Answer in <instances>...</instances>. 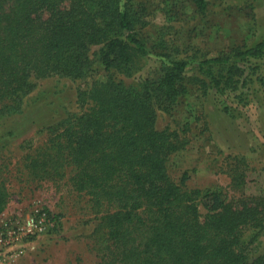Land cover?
I'll return each mask as SVG.
<instances>
[{
  "label": "trees",
  "instance_id": "16d2710c",
  "mask_svg": "<svg viewBox=\"0 0 264 264\" xmlns=\"http://www.w3.org/2000/svg\"><path fill=\"white\" fill-rule=\"evenodd\" d=\"M192 1L198 10L206 6ZM134 8L132 0H0V106L17 109L34 78L89 76L95 45L110 73L79 92L86 107L61 116L45 141L29 146L24 171L35 180L66 178L79 208L92 215L93 264H264V250L251 253L244 238L246 230L264 228V193L228 199L174 182L167 160L185 142L157 127L155 107L193 63L210 89L237 91L247 81L246 67L255 68L244 65L264 57V40L194 62L160 52L157 84H127L110 70L149 53ZM258 79L264 85V76ZM9 195L0 180V213ZM41 210L50 220L62 217Z\"/></svg>",
  "mask_w": 264,
  "mask_h": 264
},
{
  "label": "rangeland",
  "instance_id": "374dc122",
  "mask_svg": "<svg viewBox=\"0 0 264 264\" xmlns=\"http://www.w3.org/2000/svg\"><path fill=\"white\" fill-rule=\"evenodd\" d=\"M132 1L139 20L137 34L149 53L134 55L124 69L110 70L116 81L148 79L157 84L163 74L160 52L194 62L264 40V0H205L203 10L192 0ZM91 52L89 76L34 78L35 87L17 109L0 106V180L10 194L0 216L20 218L35 207L62 213L10 264H93L95 260L89 249L92 215L79 208L66 178L35 180L22 164L29 146L45 141L61 116L80 112L82 104L86 107L79 92L91 80L109 79L101 62V45ZM193 64L171 95L155 99L157 127L176 131L185 142L167 160L169 176L184 189L221 191L228 199L264 193V85L258 79L264 76V57L247 62L245 67L255 68L246 67L245 85L225 93L210 89ZM183 175L186 179L181 182ZM244 238L251 253L264 250V228L246 230Z\"/></svg>",
  "mask_w": 264,
  "mask_h": 264
},
{
  "label": "built area",
  "instance_id": "2783aa9c",
  "mask_svg": "<svg viewBox=\"0 0 264 264\" xmlns=\"http://www.w3.org/2000/svg\"><path fill=\"white\" fill-rule=\"evenodd\" d=\"M51 222L38 207L20 218L0 216V264H10L31 248L32 238Z\"/></svg>",
  "mask_w": 264,
  "mask_h": 264
}]
</instances>
